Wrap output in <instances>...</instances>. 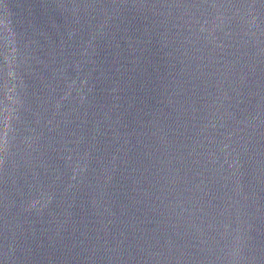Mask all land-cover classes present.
Listing matches in <instances>:
<instances>
[{
    "label": "water",
    "instance_id": "95a60500",
    "mask_svg": "<svg viewBox=\"0 0 264 264\" xmlns=\"http://www.w3.org/2000/svg\"><path fill=\"white\" fill-rule=\"evenodd\" d=\"M160 90L264 243V0H78Z\"/></svg>",
    "mask_w": 264,
    "mask_h": 264
}]
</instances>
